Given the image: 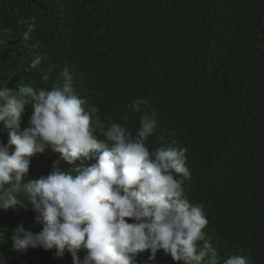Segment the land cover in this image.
I'll list each match as a JSON object with an SVG mask.
<instances>
[{
    "label": "trees",
    "instance_id": "16d2710c",
    "mask_svg": "<svg viewBox=\"0 0 264 264\" xmlns=\"http://www.w3.org/2000/svg\"><path fill=\"white\" fill-rule=\"evenodd\" d=\"M34 56L41 63L29 71ZM65 68L86 107L133 134L139 114L129 105L146 99L157 125L146 146L187 149L190 178L178 179L190 204L205 206L220 264L230 255L264 264V0H0V87L51 90ZM30 116L29 105L20 132ZM28 159L26 180L96 162L69 164L47 145ZM35 217L30 204L0 209V264H74L67 249L14 248L18 226L42 230ZM150 257L135 264H176L162 250Z\"/></svg>",
    "mask_w": 264,
    "mask_h": 264
},
{
    "label": "clouds",
    "instance_id": "9594fccd",
    "mask_svg": "<svg viewBox=\"0 0 264 264\" xmlns=\"http://www.w3.org/2000/svg\"><path fill=\"white\" fill-rule=\"evenodd\" d=\"M36 27L32 23L23 33L25 46ZM41 59L34 56L27 70ZM147 103L138 98L129 105V111L139 114L133 134L113 116L102 119L99 108L86 107L67 68L51 90L23 84L0 87V124L9 136L7 146L0 142V209H26L30 204L42 225L39 233L17 227L12 235L17 251L55 248L63 257L67 249L74 264H81L77 253L85 250L83 264H135L140 253L150 251L155 259L162 250L176 264H220L218 250L204 231L205 206L190 204L184 180L178 179L190 178L187 149L168 145L150 151L146 146L157 128L145 112ZM29 105L30 127L20 132ZM122 119L127 122V117ZM45 145L69 164L96 162L74 168L72 174L56 169L26 180L28 158L43 152ZM223 264L248 261L230 255Z\"/></svg>",
    "mask_w": 264,
    "mask_h": 264
}]
</instances>
